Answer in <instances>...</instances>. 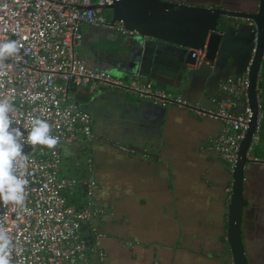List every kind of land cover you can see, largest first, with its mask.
Returning a JSON list of instances; mask_svg holds the SVG:
<instances>
[{
  "label": "crops",
  "instance_id": "1",
  "mask_svg": "<svg viewBox=\"0 0 264 264\" xmlns=\"http://www.w3.org/2000/svg\"><path fill=\"white\" fill-rule=\"evenodd\" d=\"M168 1L245 13L255 12L258 2ZM82 34L78 51L88 68L126 85L118 91L97 86L73 92L93 120L95 138L87 151L94 164L96 202L104 211L83 235L101 237L103 264H232L227 248L231 173L209 148L223 121L204 112L215 110L221 82L246 73L253 24L222 19L195 66L185 64L181 48L133 33L87 26ZM136 80L152 82L187 107L155 104L130 90ZM233 106L239 112L243 102ZM129 146L152 156L129 151ZM79 147L61 150L60 173L82 180L87 173ZM243 195L248 264H264V165L247 166ZM90 260L98 264L96 256Z\"/></svg>",
  "mask_w": 264,
  "mask_h": 264
},
{
  "label": "built area",
  "instance_id": "2",
  "mask_svg": "<svg viewBox=\"0 0 264 264\" xmlns=\"http://www.w3.org/2000/svg\"><path fill=\"white\" fill-rule=\"evenodd\" d=\"M112 2L0 0V43L13 40L18 46L15 54L0 59V99L13 105L14 110L9 113L13 127L27 132L31 119L40 118L50 124L51 135L59 138L54 149L24 145V158L15 165L16 174L27 180L24 201L15 204L0 200V227L12 241L10 264H91L90 255L96 256L98 264L104 262L101 237L96 234L88 242L83 235V228L90 227L94 218L104 215V211L96 202L94 164L87 151L95 138L93 120L79 106L73 92L87 87L126 86L118 77L88 68L78 51L83 40L82 29L87 26L132 34L120 23L110 25L108 11L102 8ZM247 87V71L226 78L219 85L222 97L215 110L204 112L223 121L209 148L230 171L248 128ZM130 90L152 98L160 106L171 101L178 107H187L185 101L170 98L150 81L136 80ZM235 101L243 102L239 112H234ZM256 101L258 123L246 157L252 165H261L264 162L255 156L262 118L259 93ZM73 146L87 151V175L82 180L60 173L61 150ZM78 187L84 194L81 207L69 204L67 199Z\"/></svg>",
  "mask_w": 264,
  "mask_h": 264
},
{
  "label": "water",
  "instance_id": "3",
  "mask_svg": "<svg viewBox=\"0 0 264 264\" xmlns=\"http://www.w3.org/2000/svg\"><path fill=\"white\" fill-rule=\"evenodd\" d=\"M110 14V25L122 24L125 31L181 48L185 64L195 66L199 54L206 50L209 36L219 33L224 18L250 21L254 27L253 48L247 67L246 100L250 110L248 128L238 146L236 161L231 168V192L228 205L227 248L232 264H248L242 240L243 211L247 200L243 195L247 151L258 123L257 93L262 118L255 156L264 158V0H258L255 12H235L219 7H199L168 0H113L102 8ZM127 150L144 156L152 155L133 146ZM264 165V164H261ZM85 229L83 228V231ZM88 242L92 237L85 238Z\"/></svg>",
  "mask_w": 264,
  "mask_h": 264
},
{
  "label": "clouds",
  "instance_id": "4",
  "mask_svg": "<svg viewBox=\"0 0 264 264\" xmlns=\"http://www.w3.org/2000/svg\"><path fill=\"white\" fill-rule=\"evenodd\" d=\"M17 43L13 40L0 43V59L17 52ZM38 97H32L33 100ZM13 105L6 99H0V200L4 203L22 204L27 180L15 172V165L22 160L25 144L41 145L54 149L59 138L51 135L50 124L40 118L30 121L27 132L13 127L9 113ZM12 241L8 233L0 227V264H10Z\"/></svg>",
  "mask_w": 264,
  "mask_h": 264
},
{
  "label": "trees",
  "instance_id": "5",
  "mask_svg": "<svg viewBox=\"0 0 264 264\" xmlns=\"http://www.w3.org/2000/svg\"><path fill=\"white\" fill-rule=\"evenodd\" d=\"M107 19L110 20V14L109 12L106 13ZM80 151H81V147ZM83 190L82 188L78 187L73 193L69 194L68 196V203L71 205H74L76 207H81L83 203Z\"/></svg>",
  "mask_w": 264,
  "mask_h": 264
},
{
  "label": "rangeland",
  "instance_id": "6",
  "mask_svg": "<svg viewBox=\"0 0 264 264\" xmlns=\"http://www.w3.org/2000/svg\"><path fill=\"white\" fill-rule=\"evenodd\" d=\"M106 11V10H105ZM123 81V80H122ZM123 83H125L124 81H123ZM110 89H112L113 91H118V90H120V88H118V87H109ZM109 88H107V89H109ZM95 96H97V95H95ZM63 149V148H62ZM81 154H80V156L81 155H84L85 156V152H84V150H83V147L81 148Z\"/></svg>",
  "mask_w": 264,
  "mask_h": 264
},
{
  "label": "flooded vegetation",
  "instance_id": "7",
  "mask_svg": "<svg viewBox=\"0 0 264 264\" xmlns=\"http://www.w3.org/2000/svg\"><path fill=\"white\" fill-rule=\"evenodd\" d=\"M264 162V159H261ZM264 164V163H263Z\"/></svg>",
  "mask_w": 264,
  "mask_h": 264
}]
</instances>
